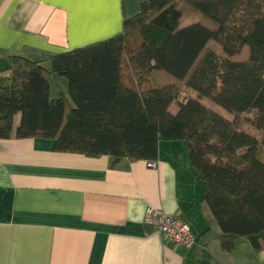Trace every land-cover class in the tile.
<instances>
[{
  "label": "trees",
  "instance_id": "obj_1",
  "mask_svg": "<svg viewBox=\"0 0 264 264\" xmlns=\"http://www.w3.org/2000/svg\"><path fill=\"white\" fill-rule=\"evenodd\" d=\"M52 72L68 94L51 96ZM12 136L53 138L56 151L112 166L183 140L222 248L241 236L264 249V0H144L110 38L15 55L0 74V138Z\"/></svg>",
  "mask_w": 264,
  "mask_h": 264
},
{
  "label": "crops",
  "instance_id": "obj_2",
  "mask_svg": "<svg viewBox=\"0 0 264 264\" xmlns=\"http://www.w3.org/2000/svg\"><path fill=\"white\" fill-rule=\"evenodd\" d=\"M143 1L0 0V74L15 55L48 59L118 34ZM52 76L55 98L65 92L52 95ZM204 188L183 140L112 166L109 155L56 151L53 138H0V264H264L245 237L222 248ZM149 207L177 214L197 243L160 236Z\"/></svg>",
  "mask_w": 264,
  "mask_h": 264
},
{
  "label": "built area",
  "instance_id": "obj_3",
  "mask_svg": "<svg viewBox=\"0 0 264 264\" xmlns=\"http://www.w3.org/2000/svg\"><path fill=\"white\" fill-rule=\"evenodd\" d=\"M145 220L160 236L172 240L177 245L193 247L197 243L190 225L175 213L149 207Z\"/></svg>",
  "mask_w": 264,
  "mask_h": 264
},
{
  "label": "rangeland",
  "instance_id": "obj_4",
  "mask_svg": "<svg viewBox=\"0 0 264 264\" xmlns=\"http://www.w3.org/2000/svg\"><path fill=\"white\" fill-rule=\"evenodd\" d=\"M53 79H52V84H53V90H52V95L54 96V94H56V92L59 91H64L66 94H68V80L66 77L59 75L55 72H53ZM55 80H57L58 82H55ZM178 109L177 107V103H173L171 106V111L172 112H176ZM20 116L21 114L18 113L15 116V127L18 125V123L20 122Z\"/></svg>",
  "mask_w": 264,
  "mask_h": 264
}]
</instances>
